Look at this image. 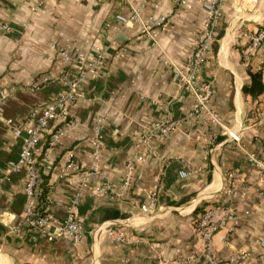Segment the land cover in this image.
<instances>
[{
	"label": "crops",
	"instance_id": "crops-1",
	"mask_svg": "<svg viewBox=\"0 0 264 264\" xmlns=\"http://www.w3.org/2000/svg\"><path fill=\"white\" fill-rule=\"evenodd\" d=\"M209 1L0 0V88L8 93L0 101V264H231L237 255L264 264V94L242 92L246 65L264 66V41L249 49L264 27V0L220 5L218 35L195 79L198 90L210 86L206 107L218 124L190 115L194 93L174 77L188 68ZM80 70L76 102L48 123L36 154L50 219L33 229L26 169L5 175L23 147L13 130L36 127ZM157 123L173 127L147 137ZM131 159L132 182L119 195ZM229 174L236 195L227 193ZM102 185L116 193H97ZM202 205L220 224L209 255L194 228ZM70 217L84 229L77 243L54 238Z\"/></svg>",
	"mask_w": 264,
	"mask_h": 264
},
{
	"label": "built area",
	"instance_id": "built-area-1",
	"mask_svg": "<svg viewBox=\"0 0 264 264\" xmlns=\"http://www.w3.org/2000/svg\"><path fill=\"white\" fill-rule=\"evenodd\" d=\"M223 0H212L207 3L203 4V10L205 12V21H204V33L201 39L198 41L197 45L194 47L188 61V68L186 71H179L175 72V79L183 84L187 89L191 90L195 96V103L192 108L191 116H200L203 113L208 117L209 121L214 124L219 123V117L216 113L209 110L206 107L207 101L211 94V89L208 84L201 86L200 90L196 88L195 79L204 65L206 61V54L209 47L215 41L218 32H217V24L219 19V11L220 5ZM255 4L257 0H252ZM183 3V2H182ZM136 16V14H135ZM116 19L121 23L125 24L127 20L121 16H117ZM164 22L162 19L158 25H161ZM143 32L148 33L149 30L147 28L143 29ZM264 41V27L257 31L251 38L249 42V49L251 51L258 48V46L263 43ZM66 60H71L68 55L63 54ZM94 67L93 64H82L81 68L92 69ZM85 73L80 70L76 77L66 82L67 90L56 97L51 103H48L38 120L37 126H28L22 125L20 127H15L13 130V134L16 137H21L23 141L22 151L19 157V161L15 164H10L5 169V175H10L13 172H18L20 168L24 167L26 169V183H25V194L27 199L26 209L25 212L28 216L27 224L29 227L33 229H43L46 224L48 223L50 217L47 209L42 216H38L35 213L34 207L36 202V197L38 194V185H39V164L36 157L37 152L39 151L41 141L43 140V134L45 133V128L50 121H54L57 119H64L68 112V106L72 105L76 102L78 98V91L84 81ZM8 97V93L5 89L0 88V101L5 100ZM260 115H263V112L260 111ZM10 124V121H6ZM171 123H157L155 124L146 134L147 137L150 136H157L162 137L165 136L171 129ZM56 135H61L58 131ZM229 137L235 141H237V137L234 134H229ZM56 138V137H54ZM96 150H98V144L95 146ZM99 157V151L96 152L95 158ZM71 163L68 165V168L71 167ZM74 170H78L77 167H74ZM181 178H185L188 176L186 171H181L180 173ZM133 172H132V159L129 160L125 167V174L124 178L121 183L120 192L117 193L119 195H123L128 191L130 188V184L132 182ZM234 176L232 174L227 175V179L229 181V189L227 191L228 194L236 195V190L233 188L231 182ZM3 179H0V185L2 184ZM101 192H110L116 193L110 187V185H102L100 188L97 189V193ZM153 202L151 201L148 205H142L140 209L143 212H146L153 206ZM210 213L206 212L197 222L194 223V228L197 235L202 238L206 244L207 254L209 255L211 249V235L220 224L211 225L209 222ZM84 229L83 226L73 220L71 217L67 219V222L58 228V234L54 235V238L58 236H64L74 243H77L83 236ZM53 237H49L52 240ZM260 247L262 249L261 252V259L264 260V242L260 243ZM243 255L234 256L231 260V264H243ZM213 264V263H212Z\"/></svg>",
	"mask_w": 264,
	"mask_h": 264
},
{
	"label": "trees",
	"instance_id": "trees-1",
	"mask_svg": "<svg viewBox=\"0 0 264 264\" xmlns=\"http://www.w3.org/2000/svg\"><path fill=\"white\" fill-rule=\"evenodd\" d=\"M247 74L249 76V84L244 85L242 92L245 95L250 96L253 100L257 99L260 95L264 94V66L263 68L254 71L252 67L248 64L246 65ZM38 160V158H37ZM38 164L39 160H38ZM47 182L46 179L39 172V185L38 194L36 197L34 211L38 216H42L45 212L47 205ZM206 213L205 205L197 208L194 211V222H197Z\"/></svg>",
	"mask_w": 264,
	"mask_h": 264
}]
</instances>
